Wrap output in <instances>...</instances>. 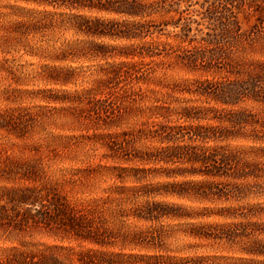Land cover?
Returning <instances> with one entry per match:
<instances>
[{
  "label": "rangeland",
  "instance_id": "1",
  "mask_svg": "<svg viewBox=\"0 0 264 264\" xmlns=\"http://www.w3.org/2000/svg\"><path fill=\"white\" fill-rule=\"evenodd\" d=\"M0 264H264V0H0Z\"/></svg>",
  "mask_w": 264,
  "mask_h": 264
}]
</instances>
